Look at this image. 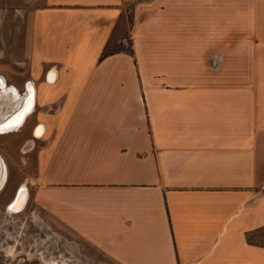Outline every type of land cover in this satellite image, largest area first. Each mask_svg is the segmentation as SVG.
I'll use <instances>...</instances> for the list:
<instances>
[{
    "label": "crops",
    "instance_id": "0c3cea01",
    "mask_svg": "<svg viewBox=\"0 0 264 264\" xmlns=\"http://www.w3.org/2000/svg\"><path fill=\"white\" fill-rule=\"evenodd\" d=\"M29 42V199L120 264H264V0H44Z\"/></svg>",
    "mask_w": 264,
    "mask_h": 264
},
{
    "label": "rangeland",
    "instance_id": "374dc122",
    "mask_svg": "<svg viewBox=\"0 0 264 264\" xmlns=\"http://www.w3.org/2000/svg\"><path fill=\"white\" fill-rule=\"evenodd\" d=\"M44 0H0V75L24 90L32 77L30 24ZM130 13L120 20L112 45L131 47ZM29 118L18 132L0 136V153L9 169L8 182L0 190V264H120L106 252L60 226L49 212L32 198L21 211L9 209L17 189L28 184V153L24 141Z\"/></svg>",
    "mask_w": 264,
    "mask_h": 264
},
{
    "label": "bare ground",
    "instance_id": "6f19581e",
    "mask_svg": "<svg viewBox=\"0 0 264 264\" xmlns=\"http://www.w3.org/2000/svg\"><path fill=\"white\" fill-rule=\"evenodd\" d=\"M4 77V76H3ZM1 77V79L3 78ZM28 89H27V96L23 99L20 106L12 112L10 115H8L4 120L0 122V133L2 132H8L11 130L18 129L21 125L25 123L27 118L30 116V113L33 112L35 103H36V89L33 84V80L29 82ZM0 88V93L4 91H14V88L12 85H7V80L4 78V82H2ZM15 97L19 98L20 94L17 90H15ZM37 134L40 135L43 131V125L37 126ZM7 172L5 163L3 161V158L0 155V190L2 189V186L6 180ZM29 197V189L27 184H22L20 188L17 191V194L15 198L10 202L9 209L14 211H21L27 202Z\"/></svg>",
    "mask_w": 264,
    "mask_h": 264
},
{
    "label": "flooded vegetation",
    "instance_id": "af4514ba",
    "mask_svg": "<svg viewBox=\"0 0 264 264\" xmlns=\"http://www.w3.org/2000/svg\"><path fill=\"white\" fill-rule=\"evenodd\" d=\"M1 77H3V76L0 75V88H2V87H1V84H2V82H4V78H5V77H3V78L1 79ZM6 80H7V79H6ZM31 80H32L31 77H30V78H26V81H25L26 84H25V87H24V90H25V96H24V98L27 96V89H28V86H30V85H29V82H30ZM7 82H8V81H7ZM7 85H8V83H7ZM16 86H17V85H16ZM18 86H19V85H18ZM12 87L14 88V91L11 90L10 92H12V96L14 97V99H15V100L17 99V101H19L20 97H19V98H16V97H15V93H14L16 89H17V91H19V90H18V88L15 87L14 85H12ZM19 87H20V86H19ZM20 88H23V86L20 87ZM2 89H3V88H2ZM24 98H22V101H23ZM22 101H21V102H22ZM20 104H21V103H20ZM18 106H19V105H18ZM18 106H17L15 109H17ZM31 113H32V112H31ZM31 113H30V114H31ZM2 120H4V119H1L0 122H1ZM41 125H42V124H41ZM37 130H38V128L36 129V132H37ZM11 131H12V130H11ZM8 132H10V131H8ZM2 133H3V132H2ZM36 134H37V133H36ZM37 135H38V134H37Z\"/></svg>",
    "mask_w": 264,
    "mask_h": 264
},
{
    "label": "trees",
    "instance_id": "16d2710c",
    "mask_svg": "<svg viewBox=\"0 0 264 264\" xmlns=\"http://www.w3.org/2000/svg\"><path fill=\"white\" fill-rule=\"evenodd\" d=\"M131 21H132V17L130 19V23H131ZM113 36H114V33L110 36V39L108 40L107 44L105 45L104 50L102 52V57L106 56V55H108L110 53H113L115 51H118V50H121L123 48H126V47L120 46V45L119 46L112 45Z\"/></svg>",
    "mask_w": 264,
    "mask_h": 264
}]
</instances>
